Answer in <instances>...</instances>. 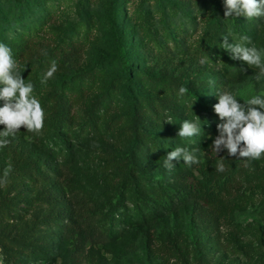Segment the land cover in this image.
Wrapping results in <instances>:
<instances>
[{"label":"rangeland","instance_id":"374dc122","mask_svg":"<svg viewBox=\"0 0 264 264\" xmlns=\"http://www.w3.org/2000/svg\"><path fill=\"white\" fill-rule=\"evenodd\" d=\"M221 17L224 0H0V44L11 49L16 64L14 75H21L26 84L31 83L33 90L36 88L34 97L39 103L53 92L82 91L79 108L72 111L77 125L93 104H106L96 116V134L70 146L79 181L98 205L105 202L98 185L104 175V162L112 159L127 162L135 154L136 143L131 139L135 128L171 151L181 147L203 152L202 143L212 145L218 135L216 93L228 91L240 103L255 95L264 98V77L255 79L259 73L256 66L230 59L225 50L198 59L188 53L212 22ZM230 19L242 35L250 37L251 44L246 46L260 51L264 63V19ZM24 42L31 45V50L15 53ZM240 42L239 39L229 43ZM120 60L129 67V80ZM219 60L228 67L235 63L231 72L238 76L226 78ZM47 62H55L57 71L42 83L49 70L45 68ZM209 80L215 83L210 85ZM171 85L191 91L196 99L190 102L212 107V122L201 127L199 135L178 137L167 118L160 123L147 121L144 126L136 119V109L164 102V92ZM173 108L182 111L180 105ZM184 120L189 119H183L179 126ZM3 130L0 126V131ZM10 142L11 147L32 161L38 164L46 161L41 150L14 136ZM5 152V146L0 147L2 173L9 169ZM214 161L244 159L223 153L222 158ZM247 166L254 169L256 179L240 194L242 200L226 226L215 228L206 221L195 223L193 211L188 208L178 217L166 216L149 228H141L134 241L118 254L89 250L82 264H264V154L257 160H249ZM170 173L168 169L154 167L149 179L170 189ZM94 182L96 187H92ZM22 190L28 200L35 198L42 187L24 185ZM165 236L177 239L171 255L161 252L160 243ZM46 255V261L40 264H70L54 246L48 248Z\"/></svg>","mask_w":264,"mask_h":264},{"label":"trees","instance_id":"16d2710c","mask_svg":"<svg viewBox=\"0 0 264 264\" xmlns=\"http://www.w3.org/2000/svg\"><path fill=\"white\" fill-rule=\"evenodd\" d=\"M229 33V42H237L243 36L230 18L216 19L188 53L198 59L221 51L222 37ZM18 49L15 53L25 54L31 50V45L24 42ZM117 54L121 55L119 49ZM218 64L226 78L232 80L238 76L231 72L236 68L235 63L228 67L219 60ZM51 65L52 62H47L45 68L49 69ZM121 65L129 80V67L124 61ZM178 93L179 89L171 85L164 92V102L136 109L140 126L147 121L160 123L167 118L177 135L183 119L191 120L197 116L201 127L212 122V107L190 102L196 97L189 90L183 95ZM50 94L40 101L44 112L43 128L38 133H31L22 127L14 135L19 141L41 150L46 161L39 164L32 161L11 147L12 136L6 138L9 143L5 153L10 171L6 178L0 172L1 264H40L46 261V252L52 246L61 251L70 264H82L89 250L115 255L134 241L141 228H149L166 216L178 217L188 208L193 211L195 223L206 221L215 228L224 227L242 200L240 194L256 179L254 169L249 170L244 161H214L222 158L227 150L217 155L212 151V145L203 140L204 151H196L199 163L189 167L183 159L173 161L175 168L169 175L170 189H165L159 181L152 183L149 174L154 167L166 170L163 158L171 149L157 144L150 135H143L135 128L131 134L132 142L136 143L135 154L127 162L118 159L104 162V175L99 178L98 185L99 195L105 202L100 206L80 183L70 146L96 134V116L106 104H93L77 125L72 111L79 108L82 91ZM31 95L36 96V88ZM103 101L107 102L106 99ZM176 105H180L182 111L174 109ZM221 162L223 172L217 171ZM24 185L40 186L42 191L35 198L25 200ZM92 187H96L95 182ZM176 244L175 236H165L160 243L161 252L173 254Z\"/></svg>","mask_w":264,"mask_h":264},{"label":"clouds","instance_id":"9594fccd","mask_svg":"<svg viewBox=\"0 0 264 264\" xmlns=\"http://www.w3.org/2000/svg\"><path fill=\"white\" fill-rule=\"evenodd\" d=\"M245 17L246 20L254 18L264 19V0H224V19ZM231 33L222 37L221 48L225 50L232 60H240L249 67L256 66L259 73L255 79L259 81L264 77V63L261 61V52L251 44L247 35L240 37V43H229ZM15 61L11 49L0 44V101L4 104L0 107V125L4 130L0 131V147L6 146L10 135L14 136L23 127L28 132L38 133L44 126V112L39 101L31 95L33 85L26 84L21 75L15 74ZM57 71L55 62L45 73L42 83ZM246 72V69H241ZM215 82L209 80V84ZM188 91L184 86L179 88V95ZM218 103L214 105V112L220 123L217 124L218 135L212 143V151L217 155L227 150L229 157L244 159L245 166L249 160H257L264 154V98L260 95L252 96L246 102L240 103L235 96L228 92L215 94ZM168 123V122H166ZM201 121L195 116V121L184 120L177 133L181 138H192L201 132ZM197 150L189 151L187 148L176 147L163 158V166L171 171L175 168L173 161L183 159L184 164L191 166L199 163ZM10 169H5L4 177L8 176ZM217 171H224V164L217 166Z\"/></svg>","mask_w":264,"mask_h":264}]
</instances>
